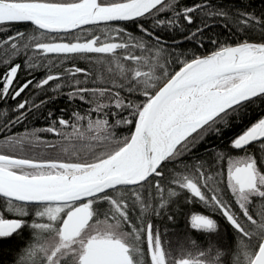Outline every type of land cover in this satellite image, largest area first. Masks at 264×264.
Wrapping results in <instances>:
<instances>
[{"label": "snow or ice", "instance_id": "6c2138e0", "mask_svg": "<svg viewBox=\"0 0 264 264\" xmlns=\"http://www.w3.org/2000/svg\"><path fill=\"white\" fill-rule=\"evenodd\" d=\"M0 53V264H264V0H0Z\"/></svg>", "mask_w": 264, "mask_h": 264}, {"label": "trees", "instance_id": "16d2710c", "mask_svg": "<svg viewBox=\"0 0 264 264\" xmlns=\"http://www.w3.org/2000/svg\"><path fill=\"white\" fill-rule=\"evenodd\" d=\"M255 4L257 7H259V0H254ZM21 30H23V28L21 27ZM0 58H3V54L0 53ZM17 62H20L19 60ZM101 73L105 72V69L101 68L98 70ZM27 74L26 73H21L22 78L25 77ZM36 78H39L41 73L37 72L34 74ZM27 78H32L31 76H28ZM29 96H32L33 94L31 92L28 93ZM9 103H12L11 101ZM65 101L63 99L57 101L56 106L53 108V111H55L58 108H62L64 107ZM35 126L36 127H44L45 126V122L43 121V119H39L36 120L35 122ZM229 135H231V133L229 132ZM44 139L47 140H52L54 139V137H52L51 135H45L43 137ZM52 155H55V153H50ZM199 211L201 214H208L207 210L204 209L203 205L199 204L198 201H193L191 204L188 205V207L186 209H184V212H182L178 217H177V224L174 226H171L169 228V232H175L178 233L179 237H187V235L191 236V238H194L198 241V243L202 244L203 246H207L210 237L207 234H202L196 230H190L186 227L185 225V214L189 211ZM163 223V222H162ZM177 235V234H176Z\"/></svg>", "mask_w": 264, "mask_h": 264}, {"label": "rangeland", "instance_id": "374dc122", "mask_svg": "<svg viewBox=\"0 0 264 264\" xmlns=\"http://www.w3.org/2000/svg\"><path fill=\"white\" fill-rule=\"evenodd\" d=\"M190 229L189 227H187ZM191 230V229H190ZM177 234V235H176ZM166 245L170 248L173 255H175L177 258L180 257L181 253H187L192 252L193 254L196 253L197 249L193 248L190 240L192 239L191 236L187 235V237H179L178 233L175 232H169L163 237ZM210 239H214V237H210ZM200 249L203 250L206 246L200 244ZM187 258V257H185Z\"/></svg>", "mask_w": 264, "mask_h": 264}]
</instances>
